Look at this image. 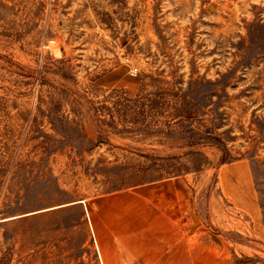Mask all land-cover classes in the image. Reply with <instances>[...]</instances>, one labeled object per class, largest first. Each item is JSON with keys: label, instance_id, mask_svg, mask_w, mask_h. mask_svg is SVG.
<instances>
[{"label": "rangeland", "instance_id": "374dc122", "mask_svg": "<svg viewBox=\"0 0 264 264\" xmlns=\"http://www.w3.org/2000/svg\"><path fill=\"white\" fill-rule=\"evenodd\" d=\"M0 264H264V0H0Z\"/></svg>", "mask_w": 264, "mask_h": 264}, {"label": "crops", "instance_id": "0c3cea01", "mask_svg": "<svg viewBox=\"0 0 264 264\" xmlns=\"http://www.w3.org/2000/svg\"><path fill=\"white\" fill-rule=\"evenodd\" d=\"M230 171H231L230 169L223 171V173H222L223 178L226 179L227 176L231 173ZM246 174H247V170L246 169H244V171L241 174H239V179H240L239 183L242 184L241 186L245 190H248L249 187H250V182H249ZM226 181H227V179H226ZM250 208L253 211V214L255 215V217H258L259 216V212L257 211V206H256V202L255 201L252 202V204L250 205Z\"/></svg>", "mask_w": 264, "mask_h": 264}, {"label": "built area", "instance_id": "2783aa9c", "mask_svg": "<svg viewBox=\"0 0 264 264\" xmlns=\"http://www.w3.org/2000/svg\"><path fill=\"white\" fill-rule=\"evenodd\" d=\"M130 72H131V74L135 75L137 72V68H133Z\"/></svg>", "mask_w": 264, "mask_h": 264}]
</instances>
